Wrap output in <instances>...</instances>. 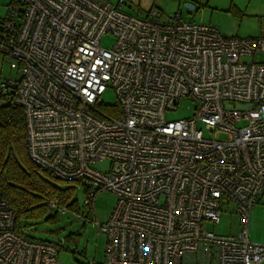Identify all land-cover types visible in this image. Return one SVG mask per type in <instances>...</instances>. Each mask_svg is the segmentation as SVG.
<instances>
[{
	"label": "built area",
	"instance_id": "built-area-1",
	"mask_svg": "<svg viewBox=\"0 0 264 264\" xmlns=\"http://www.w3.org/2000/svg\"><path fill=\"white\" fill-rule=\"evenodd\" d=\"M125 3L7 0L0 53L18 77L0 78V105L22 109L29 158L82 185L93 213L98 192L117 196L93 222L103 259L87 264L264 263L247 229L264 193V35L228 36L157 7L141 18ZM108 88L115 105L102 100ZM182 101L191 113L169 120ZM222 202L241 216L236 236L208 228ZM57 255L14 229L0 196V264H60Z\"/></svg>",
	"mask_w": 264,
	"mask_h": 264
},
{
	"label": "rangeland",
	"instance_id": "rangeland-1",
	"mask_svg": "<svg viewBox=\"0 0 264 264\" xmlns=\"http://www.w3.org/2000/svg\"><path fill=\"white\" fill-rule=\"evenodd\" d=\"M109 1L114 2L115 0ZM164 1L172 7L168 8ZM199 1L189 0L195 6L190 9L185 6L183 0H162V2L159 0H126L123 11L142 18L151 7L166 10L170 15L179 10L182 19L212 24L228 36L250 38L264 35V0H201V5ZM6 2L7 0H0V16L5 14ZM113 42V34L107 33L101 38L100 44L102 47L110 48ZM6 76L18 77L17 65L0 54V78ZM102 100L105 104L115 105L116 97L113 90L106 89ZM187 106L191 105L182 101L177 111L168 113L167 118L173 120L188 116L191 110L187 109ZM95 166L106 168L107 162L96 163ZM67 186L73 188V193L68 202L64 204L66 213L62 214L60 211L49 209L46 216L39 220L29 221L26 233L38 240L56 244L58 247L57 260L60 264L101 262L106 236L93 222L107 220L116 204L117 196L110 191L98 192L93 202L94 216L90 204H86L83 186L74 182L61 185L62 188ZM220 208L219 222L208 223V228L218 235H238L242 230V220L241 216L234 212L235 206L222 202ZM75 212L82 213L87 222L84 223L75 215ZM54 214L55 219L47 220V217ZM247 229L252 242H264V193L258 197L250 211Z\"/></svg>",
	"mask_w": 264,
	"mask_h": 264
},
{
	"label": "trees",
	"instance_id": "trees-1",
	"mask_svg": "<svg viewBox=\"0 0 264 264\" xmlns=\"http://www.w3.org/2000/svg\"><path fill=\"white\" fill-rule=\"evenodd\" d=\"M66 183L69 182L59 180L29 158L22 109L0 105V196L14 213V229L36 239L26 233L29 221L46 216L50 199L62 205L68 202L73 188H62ZM53 219L55 214L47 217L49 221Z\"/></svg>",
	"mask_w": 264,
	"mask_h": 264
},
{
	"label": "crops",
	"instance_id": "crops-1",
	"mask_svg": "<svg viewBox=\"0 0 264 264\" xmlns=\"http://www.w3.org/2000/svg\"><path fill=\"white\" fill-rule=\"evenodd\" d=\"M160 2H162V0H159ZM201 1V0H200ZM199 1V3H200V5H201V2ZM183 2H185V3H192V2H189V0H183ZM164 3L168 6V8H171L172 6H169L168 5V3L166 2V1H164ZM198 3V2H197ZM193 8H195V6L193 5ZM192 8V9H193ZM162 9V8H161ZM164 12H166V10H164ZM200 12H201V10H200ZM167 14H168V12H166ZM177 13H179L180 14V16H181V11H179L178 10V12Z\"/></svg>",
	"mask_w": 264,
	"mask_h": 264
},
{
	"label": "water",
	"instance_id": "water-1",
	"mask_svg": "<svg viewBox=\"0 0 264 264\" xmlns=\"http://www.w3.org/2000/svg\"><path fill=\"white\" fill-rule=\"evenodd\" d=\"M185 6L188 7V8H190V9L193 8V4H191V3H185Z\"/></svg>",
	"mask_w": 264,
	"mask_h": 264
}]
</instances>
